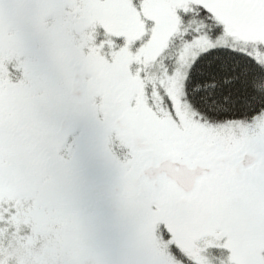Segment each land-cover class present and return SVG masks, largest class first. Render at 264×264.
Returning <instances> with one entry per match:
<instances>
[{"label":"snow or ice","instance_id":"6c2138e0","mask_svg":"<svg viewBox=\"0 0 264 264\" xmlns=\"http://www.w3.org/2000/svg\"><path fill=\"white\" fill-rule=\"evenodd\" d=\"M0 264H264V0H0Z\"/></svg>","mask_w":264,"mask_h":264}]
</instances>
